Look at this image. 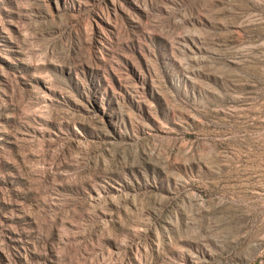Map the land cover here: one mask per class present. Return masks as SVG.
I'll return each instance as SVG.
<instances>
[{
  "label": "rangeland",
  "instance_id": "374dc122",
  "mask_svg": "<svg viewBox=\"0 0 264 264\" xmlns=\"http://www.w3.org/2000/svg\"><path fill=\"white\" fill-rule=\"evenodd\" d=\"M0 264H264V0H0Z\"/></svg>",
  "mask_w": 264,
  "mask_h": 264
}]
</instances>
